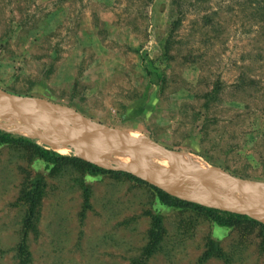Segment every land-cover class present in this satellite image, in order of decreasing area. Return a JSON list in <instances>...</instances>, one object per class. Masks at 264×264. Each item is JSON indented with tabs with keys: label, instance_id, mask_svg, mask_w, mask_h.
I'll return each instance as SVG.
<instances>
[{
	"label": "rangeland",
	"instance_id": "rangeland-1",
	"mask_svg": "<svg viewBox=\"0 0 264 264\" xmlns=\"http://www.w3.org/2000/svg\"><path fill=\"white\" fill-rule=\"evenodd\" d=\"M0 90L264 183V0H0ZM46 139L53 149L31 140L86 162ZM128 142L133 155L162 165ZM26 172L45 182L28 264H198L210 240L222 255L203 264H264L256 228L166 208L155 186L126 172L142 183L84 175L70 161L46 170L21 145L0 146V264H18ZM149 214L164 231L145 261Z\"/></svg>",
	"mask_w": 264,
	"mask_h": 264
},
{
	"label": "water",
	"instance_id": "water-1",
	"mask_svg": "<svg viewBox=\"0 0 264 264\" xmlns=\"http://www.w3.org/2000/svg\"><path fill=\"white\" fill-rule=\"evenodd\" d=\"M2 111L18 114L25 121L14 123L0 118L1 130L37 141L53 137L71 147L78 157L95 166L132 174L181 200L247 216L264 224V183L232 176L219 167L186 163L181 154L140 135L95 124L79 116L75 118L71 110L45 99L17 96L0 90V112ZM54 114H57L58 118ZM82 136L108 141V145L116 148L119 147V142L136 141L140 146L163 159L165 164L154 166L145 159L122 150L119 154L127 160L125 166L102 162L87 150L82 142ZM209 184L222 185L223 193H212V196L225 198V202L208 201L207 197L202 195L199 187ZM251 209H258L261 213L260 217L254 216Z\"/></svg>",
	"mask_w": 264,
	"mask_h": 264
},
{
	"label": "trees",
	"instance_id": "trees-1",
	"mask_svg": "<svg viewBox=\"0 0 264 264\" xmlns=\"http://www.w3.org/2000/svg\"><path fill=\"white\" fill-rule=\"evenodd\" d=\"M25 146L33 151L36 159L42 161L45 165L46 170H54L60 162L70 161L76 167H78L82 174L89 176H99V175H115V176H125L133 181L142 183L140 180L134 178L129 174L122 172H114L105 170L93 164L84 162L75 157L62 156L56 152L42 148L41 146L35 144L31 139L6 133L0 130V146ZM27 176L22 183V194L21 200L26 207V214L24 217V222L22 224V232L20 242L17 244L16 248V258L18 259V264H28L30 262V253L28 251V246L26 242V236L31 227L34 226V219L39 207V203L45 193V182L42 176H32V173L26 172ZM83 186V206L84 208L89 207V189L86 187L84 182L81 180ZM154 193L155 199L160 205L170 208L176 211H189L197 215H203L207 220L213 222L217 226L234 228L238 224H246L250 227L256 228L259 231V236L264 244V224L251 219L247 216L234 214L226 211L216 210L213 208H208L201 206L199 204L188 202L171 196L164 191L151 187ZM150 223L148 229V239L147 244L142 250L141 260H148L153 254H155L159 249L160 238L164 231L162 219L155 214H149ZM220 247L210 240L203 252L198 264H203L212 257H221Z\"/></svg>",
	"mask_w": 264,
	"mask_h": 264
},
{
	"label": "bare ground",
	"instance_id": "bare-ground-1",
	"mask_svg": "<svg viewBox=\"0 0 264 264\" xmlns=\"http://www.w3.org/2000/svg\"><path fill=\"white\" fill-rule=\"evenodd\" d=\"M0 118L9 120V121L14 122V123H24L23 118L18 116V114L11 113L9 111L0 112ZM46 138L39 139L38 143H40L41 145H43L49 149H53L51 142L48 141ZM49 138H51V137H49ZM81 138H82V142L86 146L87 150L92 152L94 156H96L98 159H100L102 162H105V163L125 166L127 164V160L125 158H123L121 156V154H119L120 153L119 151L122 150L123 152H128L130 154H133V152L131 151V149L127 145L129 143L128 141H123V143L119 142L118 143L119 147L116 148V147H113V146L111 147L110 145H108L109 144L108 141H104V140L96 138V137L82 136ZM93 139H95L100 144H102V148L105 151H101L99 153V150H98L99 144H98V142L94 141ZM59 151H62V150H59ZM154 155H156V154L154 153ZM183 159L186 163L196 164V163H193L192 161H190L189 157H187V156H183ZM156 160H158L162 165H154V163L152 161L148 162V163H150L154 166H163L165 164V161L163 159L157 157V156H156ZM222 189H223L222 185H220V184H215V185L209 184V185H202L199 187V191L202 193V195L207 197L208 201L214 200L216 202H220V201L225 202V198L221 199V198H216V197L212 196L213 195L212 193H214V194L223 193ZM248 204L254 205L252 202H248ZM251 212L253 213L254 216H257V217H260V215H261V213H259L260 211L258 209H251Z\"/></svg>",
	"mask_w": 264,
	"mask_h": 264
}]
</instances>
